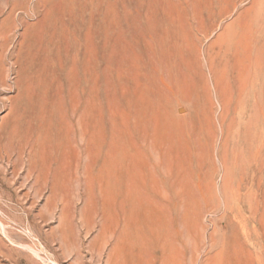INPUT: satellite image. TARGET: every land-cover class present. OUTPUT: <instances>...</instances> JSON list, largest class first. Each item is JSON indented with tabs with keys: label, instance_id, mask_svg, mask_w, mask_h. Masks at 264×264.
Instances as JSON below:
<instances>
[{
	"label": "rangeland",
	"instance_id": "obj_1",
	"mask_svg": "<svg viewBox=\"0 0 264 264\" xmlns=\"http://www.w3.org/2000/svg\"><path fill=\"white\" fill-rule=\"evenodd\" d=\"M0 264H264V0H0Z\"/></svg>",
	"mask_w": 264,
	"mask_h": 264
}]
</instances>
